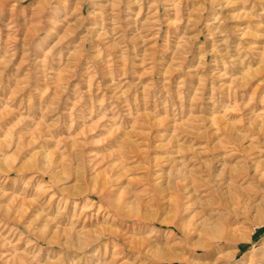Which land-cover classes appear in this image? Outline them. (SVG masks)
I'll use <instances>...</instances> for the list:
<instances>
[{"label":"rangeland","instance_id":"1","mask_svg":"<svg viewBox=\"0 0 264 264\" xmlns=\"http://www.w3.org/2000/svg\"><path fill=\"white\" fill-rule=\"evenodd\" d=\"M48 1L0 0V264H158L144 238L195 264L263 257L264 0H75L66 20ZM225 161L192 215L252 240L201 258L190 246L211 241L173 224L175 178ZM100 232L86 250L54 243Z\"/></svg>","mask_w":264,"mask_h":264},{"label":"bare ground","instance_id":"2","mask_svg":"<svg viewBox=\"0 0 264 264\" xmlns=\"http://www.w3.org/2000/svg\"><path fill=\"white\" fill-rule=\"evenodd\" d=\"M20 1L26 2L27 0H20ZM76 1L75 0H49L48 3H47V7L50 8L51 6H53V3H55L56 4L55 7H54L55 11H57L59 14H62V17H64V19L66 20L68 18V16L70 15V12L73 11L74 15L76 14L75 16H78L82 12V10H83V4L82 3L83 2L80 3V2H76ZM59 14H57V15H59ZM101 16H102V14H101ZM23 18H24V16H23ZM103 20H104V18H103ZM84 22H85L84 20L80 19V22H78L77 25H75L74 27H71V28L67 25L66 22H63L60 27L57 26L58 27V28H56L57 31H59L60 33H63V35L60 38L58 37L59 40H58V42H55V43H58V44L59 43H64L63 41L68 40V42L65 43L66 44V48H67V45L69 44L70 34L71 33H76V31L78 29L82 28L83 25H84ZM53 26H54V24H53ZM44 32L42 31V33H44ZM90 32H93V31H90ZM72 36H74V35H72ZM103 37H105V36L103 35ZM103 37L101 36V40H102ZM87 41H88V39H87ZM88 44H89V42H88ZM81 46L83 48L82 50L85 51L86 47H87V43L84 41V42H82ZM64 47H65V45H64ZM50 53H52V52H50ZM59 53H58V55H59ZM76 55H77V53H76ZM70 59H71V57H70ZM54 63H55V61H54ZM54 66H55V64H54ZM219 161L220 160H219L218 156H214V158L211 159L212 164H218V163H220ZM223 164H224V167L221 170V172L219 174H216V175L210 174V178L208 177L209 180H207V181H205L202 178H199V177L195 176L194 174L188 173L186 170H185V173H183L184 171L180 170V169H179L178 175L175 178V186L181 192L179 194V197H178L179 198L178 199V212L182 214V216L180 215L182 217L180 219V221H182V223L181 222L180 223L178 222V224L175 223V222L174 223L172 222V223L174 224L175 229L178 230V234H180L182 242L183 241L185 243L189 242L190 238L199 230L211 241L210 243H207V244H192L190 246L191 253L193 255H195V256L197 255V256H199L201 258H204L206 255L211 254L212 251L215 248H219V247H221V246H223L225 244H229V243L239 244V243H243V242H246V241L249 242V241L252 240L251 236H247V237H238L237 236V231L238 230H237V228H235L239 224L238 222H236L237 219L236 220H233V219H226L225 220V219H221V218H210L211 219L210 220V219H201L202 218L201 217V218L198 219V221H196L195 219L198 218L197 217L198 215L196 213L194 215H192V213H194L193 212L194 211V207L195 206L198 207L199 205H202L201 204L202 200L200 199V196L202 194L207 193V194H210V195L213 196L214 194L218 193L223 188H225L223 185L225 184V182H226L225 179H226V177L228 176V174L230 172L227 171V166H226L227 161L223 162ZM148 169H149V171L147 172L148 175H147V179H146V184H148L149 186H152L150 188H153V186H154V188L157 189V187H159V184H154V182L149 179V176L152 173V166H150ZM210 169H212L211 166L208 167V170H210ZM246 172H249V169H247ZM231 175H233V172H231ZM222 186H223V188H222ZM189 214H191L190 217L188 216ZM144 220H146V219H144ZM107 235L108 234L100 232L95 238H92L93 239L92 241H87V240H84V239H83V241H80V238L76 239L72 235V233H69L66 236L65 243H61V242H57V241H55L54 243L56 245L59 244L60 246H63L65 248H67V249H81V250L85 249L86 250V249H89L91 247V245H93V244H95L97 242L98 243L101 242ZM117 235H114V237H113L114 240H116L120 244V246L124 247L126 243L124 242L122 237H119ZM141 246L142 247L151 246L150 247V252H151L152 259L155 260L158 264H165V263L173 264V263H178V262L179 263H185V264H195L190 258L185 257V255L184 256L183 255H177L178 253L176 254L173 251H171L170 249L168 250V249H163V248H160V247H155L154 245L152 246L151 242L149 240H147L146 238H144L142 240ZM129 250H134V248L132 247ZM92 252H96V250L92 249ZM237 253H238V250H236L234 253H232L231 256L229 255V257H227L225 260H223V264H230L231 261L236 258V254ZM258 256L254 255L253 259L251 258L252 260L249 261V264H264V256L263 257L262 256L258 257ZM91 261H92L91 264H95V263L98 262V261H95V260L93 261L92 258H91Z\"/></svg>","mask_w":264,"mask_h":264}]
</instances>
